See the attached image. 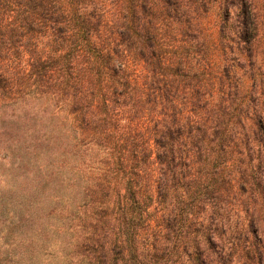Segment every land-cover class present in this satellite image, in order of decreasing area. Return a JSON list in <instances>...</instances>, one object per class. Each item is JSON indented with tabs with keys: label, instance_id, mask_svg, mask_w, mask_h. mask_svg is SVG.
Wrapping results in <instances>:
<instances>
[{
	"label": "trees",
	"instance_id": "trees-1",
	"mask_svg": "<svg viewBox=\"0 0 264 264\" xmlns=\"http://www.w3.org/2000/svg\"><path fill=\"white\" fill-rule=\"evenodd\" d=\"M0 110L80 262L264 264V0H0Z\"/></svg>",
	"mask_w": 264,
	"mask_h": 264
},
{
	"label": "rangeland",
	"instance_id": "rangeland-1",
	"mask_svg": "<svg viewBox=\"0 0 264 264\" xmlns=\"http://www.w3.org/2000/svg\"><path fill=\"white\" fill-rule=\"evenodd\" d=\"M11 114L0 110V121ZM36 125L29 133L0 130V264H86L73 253L74 237L61 230L64 203L74 204L79 197L55 184L39 200L34 197L45 168L53 169L57 161L53 156L42 162V146L37 159L31 156L30 144L44 135L47 121L38 117ZM68 178L64 174L65 182Z\"/></svg>",
	"mask_w": 264,
	"mask_h": 264
}]
</instances>
